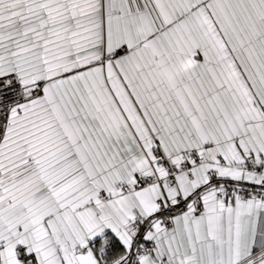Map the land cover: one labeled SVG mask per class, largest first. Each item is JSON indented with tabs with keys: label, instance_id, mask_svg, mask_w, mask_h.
<instances>
[{
	"label": "snow or ice",
	"instance_id": "6c2138e0",
	"mask_svg": "<svg viewBox=\"0 0 264 264\" xmlns=\"http://www.w3.org/2000/svg\"><path fill=\"white\" fill-rule=\"evenodd\" d=\"M0 264H264V0H0Z\"/></svg>",
	"mask_w": 264,
	"mask_h": 264
}]
</instances>
